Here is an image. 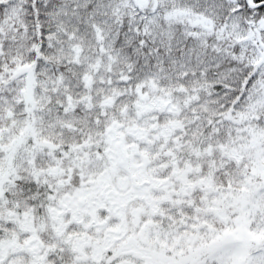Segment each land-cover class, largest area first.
<instances>
[{
	"label": "snow or ice",
	"instance_id": "snow-or-ice-1",
	"mask_svg": "<svg viewBox=\"0 0 264 264\" xmlns=\"http://www.w3.org/2000/svg\"><path fill=\"white\" fill-rule=\"evenodd\" d=\"M0 264H264V0H0Z\"/></svg>",
	"mask_w": 264,
	"mask_h": 264
}]
</instances>
